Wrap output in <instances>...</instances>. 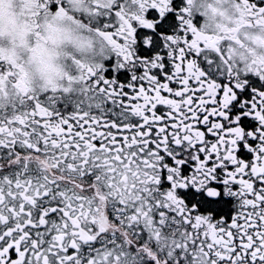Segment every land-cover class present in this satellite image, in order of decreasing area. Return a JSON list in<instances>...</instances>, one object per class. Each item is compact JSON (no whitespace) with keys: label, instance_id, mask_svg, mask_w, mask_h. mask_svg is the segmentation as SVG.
I'll list each match as a JSON object with an SVG mask.
<instances>
[{"label":"snow or ice","instance_id":"obj_1","mask_svg":"<svg viewBox=\"0 0 264 264\" xmlns=\"http://www.w3.org/2000/svg\"><path fill=\"white\" fill-rule=\"evenodd\" d=\"M190 4L92 0L113 62L75 61L76 87L21 88L0 58V264H264V62L233 47L264 0L215 37Z\"/></svg>","mask_w":264,"mask_h":264},{"label":"clouds","instance_id":"obj_2","mask_svg":"<svg viewBox=\"0 0 264 264\" xmlns=\"http://www.w3.org/2000/svg\"><path fill=\"white\" fill-rule=\"evenodd\" d=\"M41 2L0 0V58L18 65L15 79L21 88L34 92L63 88L68 85L69 76L73 77L72 87H76L80 71L75 61L95 68L104 65L114 53L84 16L82 10L90 7L92 0H82L81 11L66 5L73 19L57 16L51 10L32 15ZM98 2L103 4L106 0ZM236 3L237 0H191L189 8L193 16L202 18L198 25L201 34L215 37L222 35L221 26L237 27ZM238 35L244 46L233 45L234 60L241 64L264 62V27H240ZM7 91L11 94L13 89L8 87Z\"/></svg>","mask_w":264,"mask_h":264},{"label":"flooded vegetation","instance_id":"obj_3","mask_svg":"<svg viewBox=\"0 0 264 264\" xmlns=\"http://www.w3.org/2000/svg\"><path fill=\"white\" fill-rule=\"evenodd\" d=\"M174 3L176 4L177 7L181 6L183 3V0H174ZM197 21L200 22V20L202 19L199 16H196ZM112 62H113V58H109L108 60H106L104 62V65L106 66V68L108 69V71H111V66H112Z\"/></svg>","mask_w":264,"mask_h":264}]
</instances>
